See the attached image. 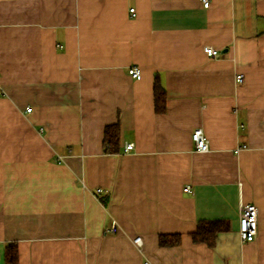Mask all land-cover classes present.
Returning a JSON list of instances; mask_svg holds the SVG:
<instances>
[{"label":"crops","instance_id":"crops-1","mask_svg":"<svg viewBox=\"0 0 264 264\" xmlns=\"http://www.w3.org/2000/svg\"><path fill=\"white\" fill-rule=\"evenodd\" d=\"M8 243L18 264H264V0H0V264Z\"/></svg>","mask_w":264,"mask_h":264},{"label":"trees","instance_id":"trees-1","mask_svg":"<svg viewBox=\"0 0 264 264\" xmlns=\"http://www.w3.org/2000/svg\"><path fill=\"white\" fill-rule=\"evenodd\" d=\"M154 111L160 115L165 112V91L159 79L155 77L153 84ZM120 141V128L118 124L106 126L103 132V149L105 154H118ZM106 204V199H102ZM223 227L219 222H201L197 225L195 233L191 235L195 243H204L209 248L215 242V236L221 232ZM179 243L178 236H161L159 245L162 247L176 246ZM4 264H18L17 246L15 243H8L4 250Z\"/></svg>","mask_w":264,"mask_h":264},{"label":"built area","instance_id":"built-area-1","mask_svg":"<svg viewBox=\"0 0 264 264\" xmlns=\"http://www.w3.org/2000/svg\"><path fill=\"white\" fill-rule=\"evenodd\" d=\"M203 9H207L209 6V0H199ZM129 14L133 16V10L129 11ZM203 53L207 58H218L219 54L217 51L212 49L211 47H203ZM128 76L133 80H139L141 77L140 70L137 68H130L127 70ZM237 83L242 82V76L237 75L235 78ZM30 110L27 109V112ZM190 140L193 144V148L198 153H207L208 152V143L207 139L202 131V129L197 128L194 129L191 133ZM244 146L237 148L234 153H237L239 150L244 149ZM133 144L124 143L122 146L123 153H128L132 151ZM183 192L188 193L189 188L186 187L183 189ZM96 193H99V190H96ZM257 231V208L252 203L241 204L238 209V228L237 234L238 238L242 243H252ZM116 232V227L114 224L110 226L108 229V233L113 234ZM133 245L140 250L142 246L141 239L139 237H135L132 240ZM147 264V263H143Z\"/></svg>","mask_w":264,"mask_h":264}]
</instances>
